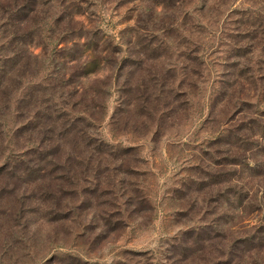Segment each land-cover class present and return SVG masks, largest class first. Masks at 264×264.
I'll use <instances>...</instances> for the list:
<instances>
[{
	"label": "trees",
	"instance_id": "trees-1",
	"mask_svg": "<svg viewBox=\"0 0 264 264\" xmlns=\"http://www.w3.org/2000/svg\"><path fill=\"white\" fill-rule=\"evenodd\" d=\"M90 1L0 0V261L8 264H89L79 254L48 259L49 247L67 248L71 252L78 247H69L55 239L49 240L48 249L47 245L43 248L37 234H30L29 215H38V221L48 224L67 222L72 217L76 220V210L62 214L64 200L83 196L95 200L110 195L113 186H119L123 195L131 194L128 204L139 205L130 216L152 211L145 188L123 179L115 181L118 173L138 175L139 166L144 162L138 158L126 161L136 150L113 146L100 133L111 98L110 84L105 82L94 94L83 86L85 79L96 74L101 65H118L114 57L123 53L121 43L113 46L101 26H92L96 21L89 18ZM173 1L164 0L163 10L178 9L176 6L184 0ZM249 1L252 11L241 12L239 22L248 27L242 34L249 43L238 50L237 56L247 59L259 51L262 58L264 0ZM156 6L146 9L151 13L148 19L136 20L135 27L139 30L134 32L136 39H141L137 42L139 45L140 42H148V46L160 43L155 41L159 35L166 41L171 40L166 25L169 28L174 23L166 19L157 22L153 18ZM55 10L60 11V16H53ZM143 22L144 27H141ZM121 34L118 38L122 41ZM160 57L155 55L154 59ZM141 64L136 73L127 74L119 90L123 64L116 71L114 87L119 92V99L112 132L121 129L125 133L131 129L134 135H139L137 138H144L151 126L157 127L152 136V141L157 142L164 135V126L174 127L181 121L180 110L185 104L180 103V99L186 96L181 91L189 83L182 81L176 85L173 75H152L151 72H146L148 79L137 80L135 74L143 70ZM190 76L198 77L199 73L191 71ZM238 78L228 90L238 86L240 92L249 91L247 97L251 99L258 94V81L264 83V76L257 80L249 69L241 71ZM262 94L264 96V89ZM240 101L246 103L244 97ZM261 112L248 124L242 121L241 125L224 130L219 137L229 151L218 165L220 172L214 175L218 185L230 181L225 180V174L232 172L225 173L222 170L225 165L242 167L256 176L255 165L250 166L249 161H253L259 148L254 146L255 142L264 141V111ZM231 120L225 125H230ZM238 153L236 157L230 156ZM238 173L235 171L234 175L237 177ZM82 184H92L94 188H81ZM87 203H80L76 209L83 210ZM106 218L101 219L106 235L130 227L125 222ZM78 225L80 228L75 237L82 239L89 226ZM205 235L207 233L191 230L180 240L169 243L162 264H223L219 259L224 256L223 252L211 245V237ZM215 238L221 237L216 235ZM263 244L253 245L251 251L261 250ZM228 260L226 264H240V261ZM257 260L260 261L259 257ZM112 264L160 263H156L155 258L131 252Z\"/></svg>",
	"mask_w": 264,
	"mask_h": 264
},
{
	"label": "rangeland",
	"instance_id": "rangeland-1",
	"mask_svg": "<svg viewBox=\"0 0 264 264\" xmlns=\"http://www.w3.org/2000/svg\"><path fill=\"white\" fill-rule=\"evenodd\" d=\"M163 3L164 0L89 2V18L96 21L92 26H101L113 46L121 43L123 53L114 57L118 65H101L96 74L85 79L83 85L94 94L102 89L105 82L110 84L111 98L100 133L113 146L136 150L126 161L138 158L144 162L139 166L138 175L118 173L115 181L123 179L145 188L152 211L130 216L139 205L128 204L131 194L123 195L119 186H113L110 195L95 200H90L89 196L64 200L62 214L76 210V220L72 217L67 222L48 224L38 221V215H29L30 234H37L35 236L42 240L43 248L49 240L55 239L69 247H78L73 252L67 248L58 250L49 247L48 259L79 254L89 264H112L124 258L126 253L133 252L155 258L156 263L162 264L166 250L170 248L169 243L195 230L211 237V245L223 252L224 256L219 258L223 264L228 263V259L240 261V264H264V248L251 251L253 245L264 243L261 240L264 239V141L255 140L254 146L259 148L253 161H249L250 166L255 165L256 176L242 167L225 165L222 170L232 172L225 174V180L230 181L218 185L214 180V175L221 170L218 165L228 156L229 147L219 140L224 130L241 125L242 121L248 124L264 111L263 82L258 81V94L252 99L247 97L249 91L240 92L238 86L228 90L238 81L241 71L249 69L257 80L264 76V57L261 58L259 51L247 59L237 56L238 50L246 48L249 43L242 34L248 27L239 22L241 12L252 11L251 1L184 0L176 6L178 9L164 10ZM155 4L153 18L157 22L166 19L174 23L169 28L166 25L171 40L166 41L159 35L155 41L160 43L148 46V42H140L139 45L137 42L141 39L137 40L134 32L139 30L135 27L136 20L148 19L151 13L146 9ZM59 12L53 11V16H60ZM120 33L122 41L118 38ZM154 50H157L155 55L161 56L157 60L152 55ZM40 52L41 49L37 50V53ZM121 64L124 69L118 90L123 87L121 85L128 73L137 72L138 64L143 70L135 74L137 80L148 79L146 72H151L152 75H173L176 85L182 81L189 83L181 91L186 96L180 99L187 110H180L182 118L178 125L163 127L164 135L157 142L152 141L157 127L151 126L148 132H142L141 135L147 132L144 138H137L139 135H134L131 129L125 133L121 129L112 132L111 124L119 99L114 82ZM191 71L199 73V76H190ZM243 97L245 104L240 101ZM228 120H231L230 125H225ZM238 155L230 154L233 157ZM235 171L239 172L237 177ZM80 187L93 189L94 185L82 184ZM82 202L90 203L91 207L87 203L83 210L76 209ZM80 213L82 215L78 217ZM103 217L113 222H125L130 227L106 235L101 222ZM79 223L89 226L82 239L75 237L79 232ZM216 235L221 238H215ZM258 257L260 261H255ZM0 264L8 263L1 260Z\"/></svg>",
	"mask_w": 264,
	"mask_h": 264
}]
</instances>
